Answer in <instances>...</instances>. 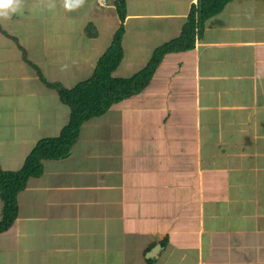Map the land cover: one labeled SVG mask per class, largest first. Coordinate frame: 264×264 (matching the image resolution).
Returning <instances> with one entry per match:
<instances>
[{"label":"crops","instance_id":"0c3cea01","mask_svg":"<svg viewBox=\"0 0 264 264\" xmlns=\"http://www.w3.org/2000/svg\"><path fill=\"white\" fill-rule=\"evenodd\" d=\"M125 1L123 21L115 0L73 12L25 0L23 15L0 20V130L14 132H0V147L22 151L0 168H19L68 121L36 68L66 87L88 78L82 66H95L122 24L113 75L130 76L180 35L198 2ZM45 36L50 45L27 38ZM86 39L103 44L93 64ZM70 40L72 52L62 47ZM51 64L71 65L69 80ZM17 201L0 264H264V0H230L206 19L192 48L165 54L143 91L83 123L69 155L45 160Z\"/></svg>","mask_w":264,"mask_h":264},{"label":"trees","instance_id":"16d2710c","mask_svg":"<svg viewBox=\"0 0 264 264\" xmlns=\"http://www.w3.org/2000/svg\"><path fill=\"white\" fill-rule=\"evenodd\" d=\"M230 0H198L189 12L179 36L157 46L149 61L139 70L126 77H115L113 72L123 58L122 24L115 30L106 50L97 59L92 74L71 87L59 81H48L38 72L40 80L56 91L60 102L69 108L67 123L55 136L38 139L26 154L17 169L0 168V234L8 230L18 216V194L25 189L32 177L43 172V162L48 159H60L69 155L72 146L78 140L80 129L87 120L104 114L111 106L122 99L143 91L150 82L157 66L165 54L192 48L196 31L203 22L220 12ZM115 6L123 21L126 13V1L115 0ZM87 35L94 36L96 30L87 27Z\"/></svg>","mask_w":264,"mask_h":264},{"label":"rangeland","instance_id":"374dc122","mask_svg":"<svg viewBox=\"0 0 264 264\" xmlns=\"http://www.w3.org/2000/svg\"><path fill=\"white\" fill-rule=\"evenodd\" d=\"M99 38L101 37V36H98ZM17 38H19V40H20V42L22 43V38L23 39H25L26 37H21V35L19 36V37H17ZM28 39H30L32 42H34V40H37V43L38 44H42V40L44 41V39L46 38V41H47V44L48 45H50V43L53 41V39H51V38H49V37H47V36H45L44 38L43 37H41V38H36V39H34L35 37H27ZM104 41H105V39H104ZM20 42L19 43H16L17 44V46H19V44H20ZM45 42V41H44ZM84 42H86V55H87V57L88 58H92V59H90V60H92L91 62H92V64H93V60L94 59H96V56L95 55H97L99 52H100V50L103 48L102 46H103V44L101 45V46H98L97 48H95V46H94V48H90V45H91V41H88L87 39L84 41ZM67 44L65 45V46H62V47H64V49H66V50H70L71 52L73 51V48H72V46L74 45V43L70 40V41H67L66 42ZM37 44V45H38ZM58 44V43H57ZM99 44V43H98ZM34 46H36V44L34 45ZM52 47H53V45H52ZM25 48V47H24ZM36 48V52L38 53V54H41V51L42 50H40V49H38L37 48V46L35 47ZM101 48V49H100ZM56 49V50H55ZM53 50V51H52ZM106 50V48L105 49H103L102 51H101V53H100V55L101 54H103V52ZM23 51H24V49H23ZM25 51L27 52V49H25ZM24 51V52H25ZM48 51H50V54H52V55H58L57 53H58V49L56 48V46L55 47H53V49H49V50H47L46 52H48ZM52 52V53H51ZM61 52H63L64 53V50H62ZM49 55V54H48ZM54 55V56H55ZM55 58V57H54ZM67 61H69V60H67ZM89 61V60H88ZM49 64V63H48ZM57 64H59V63H57ZM50 65V64H49ZM90 65H91V63H90ZM51 66H53V67H55V69L53 70V71H55V72H59V77H62V76H64V74L66 73V78H65V80H69V78L67 79V77H68V75H67V73H69V72H71V70L72 69H70L71 68V65H69V64H65L64 66L62 65L59 69H57V67L56 66H54V65H52L51 64ZM67 66H68V68H67ZM93 66H94V64H93ZM93 66L91 65V67H85V66H82V69H83V72H86V73H89V75L91 74V72H92V70H93ZM52 68H44V71H47V72H53V71H50ZM81 69V70H82ZM36 70L38 71H40V69L39 68H36ZM38 71V72H39ZM88 75V76H89ZM59 80H61L63 83H64V80L63 79H60L59 78ZM68 85L67 86H70L71 87V85L73 86V84H75V83H67ZM2 100H3V98H2ZM9 100H10V98H9ZM29 101L31 102V100L29 99ZM7 102V100L6 99H4L3 100V104H5ZM5 117V116H4ZM29 117V116H28ZM6 118V117H5ZM5 118L3 119V122H2V125L4 126L5 125ZM7 119V118H6ZM9 120V119H8ZM10 121V120H9ZM8 121V122H9ZM7 123V122H6ZM7 126V125H6ZM48 126V125H47ZM11 131H13V130H8V132L7 131H4L3 129H1L0 130V132L2 133V135L4 136V135H8V134H10V135H12L14 132H11ZM14 136V135H13ZM0 151H2V152H4L3 154L0 152V155H2L3 156V158H5L6 160H8V161H0V166H6V167H8V166H14L13 164H18V160L20 159V152H22L21 151V145L19 144V142L18 143H15V142H13L10 146H9V143H7V144H5V145H2L1 147H0ZM29 152V151H28ZM27 152V153H28ZM10 154V155H9ZM12 158V159H11ZM18 158V159H17ZM11 164V165H10ZM7 170V169H6ZM8 170H13V169H8ZM1 207H2V203H1V200H0V217H1Z\"/></svg>","mask_w":264,"mask_h":264},{"label":"clouds","instance_id":"9594fccd","mask_svg":"<svg viewBox=\"0 0 264 264\" xmlns=\"http://www.w3.org/2000/svg\"><path fill=\"white\" fill-rule=\"evenodd\" d=\"M67 12L78 11L86 4V0H59ZM41 10L54 11L57 0H38ZM26 11L25 0H0V20H10L15 15H23Z\"/></svg>","mask_w":264,"mask_h":264},{"label":"built area","instance_id":"2783aa9c","mask_svg":"<svg viewBox=\"0 0 264 264\" xmlns=\"http://www.w3.org/2000/svg\"><path fill=\"white\" fill-rule=\"evenodd\" d=\"M98 5L100 6H105L106 5V0H96Z\"/></svg>","mask_w":264,"mask_h":264}]
</instances>
